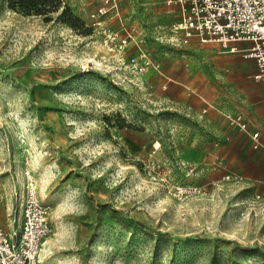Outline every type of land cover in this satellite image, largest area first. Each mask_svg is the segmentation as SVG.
Here are the masks:
<instances>
[{"label": "rangeland", "instance_id": "obj_1", "mask_svg": "<svg viewBox=\"0 0 264 264\" xmlns=\"http://www.w3.org/2000/svg\"><path fill=\"white\" fill-rule=\"evenodd\" d=\"M65 2L83 30L0 0L7 219L32 182L43 264H264V181L223 179L236 174L208 113H225L201 94L225 50L183 43L166 0Z\"/></svg>", "mask_w": 264, "mask_h": 264}, {"label": "built area", "instance_id": "obj_2", "mask_svg": "<svg viewBox=\"0 0 264 264\" xmlns=\"http://www.w3.org/2000/svg\"><path fill=\"white\" fill-rule=\"evenodd\" d=\"M166 1L180 7L182 16L173 30L183 43L196 38L204 43H215L225 51L237 52L236 42L251 41L252 45L243 55L255 60L257 71L253 78L264 85V0ZM224 113L231 125L242 130L248 128L242 114ZM258 134L253 133V137L257 138ZM231 178L242 179L232 174L223 177ZM21 206L23 218L19 227L6 231L0 220V264H43L41 251L51 231L49 210L38 198L32 182L26 187Z\"/></svg>", "mask_w": 264, "mask_h": 264}, {"label": "crops", "instance_id": "obj_3", "mask_svg": "<svg viewBox=\"0 0 264 264\" xmlns=\"http://www.w3.org/2000/svg\"><path fill=\"white\" fill-rule=\"evenodd\" d=\"M237 52L220 51L215 55L214 76H203L202 98L215 102L224 112L242 114L248 124L246 130L231 126L225 116L216 110H209V119L219 131V154L226 166L242 180L264 181V85L253 78L257 71L255 60L245 57L243 51L252 45L251 41L236 42ZM258 132L254 138L253 133ZM255 144H258L255 147ZM231 172V171H230ZM1 196V195H0ZM11 202V201H10ZM12 202L8 209H12ZM16 211V210H15ZM8 213V211H7ZM11 213V212H10ZM11 222L2 210L0 197V219L6 231L19 227L16 213ZM21 216V215H20Z\"/></svg>", "mask_w": 264, "mask_h": 264}, {"label": "trees", "instance_id": "obj_4", "mask_svg": "<svg viewBox=\"0 0 264 264\" xmlns=\"http://www.w3.org/2000/svg\"><path fill=\"white\" fill-rule=\"evenodd\" d=\"M8 5L25 15L44 16L47 21L52 20V15L58 12L57 20L68 24L74 29H84V22L73 12L65 0H8Z\"/></svg>", "mask_w": 264, "mask_h": 264}]
</instances>
